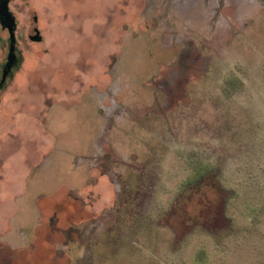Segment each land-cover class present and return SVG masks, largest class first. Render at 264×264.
<instances>
[{"label":"rangeland","instance_id":"rangeland-1","mask_svg":"<svg viewBox=\"0 0 264 264\" xmlns=\"http://www.w3.org/2000/svg\"><path fill=\"white\" fill-rule=\"evenodd\" d=\"M11 10L0 264H264V0L189 24L168 0ZM9 54L0 20V80ZM210 173L224 191L186 190Z\"/></svg>","mask_w":264,"mask_h":264},{"label":"flooded vegetation","instance_id":"flooded-vegetation-1","mask_svg":"<svg viewBox=\"0 0 264 264\" xmlns=\"http://www.w3.org/2000/svg\"><path fill=\"white\" fill-rule=\"evenodd\" d=\"M16 1L27 0H0V20L7 26L10 38L15 39V54L10 61L7 59L5 64L6 72L5 78L0 80V91L5 88L8 80L14 78V71L20 66L21 57L19 56V44L17 40L18 24L14 13L11 10V4ZM153 0H149L151 3ZM255 0H168V4L171 8L177 12L179 18L184 19V22H192L196 16L202 17L205 13L220 14L222 18H225L223 14L233 15L238 20L247 15L254 4ZM35 23L38 22V18H34ZM28 33V39L34 43H40L42 36L40 34L39 27L33 26ZM175 35V34H173ZM38 36L40 39L35 41L34 38ZM172 40V38H169ZM190 47H186L181 51V55L185 57L190 56Z\"/></svg>","mask_w":264,"mask_h":264},{"label":"trees","instance_id":"trees-1","mask_svg":"<svg viewBox=\"0 0 264 264\" xmlns=\"http://www.w3.org/2000/svg\"><path fill=\"white\" fill-rule=\"evenodd\" d=\"M216 179H217V177L214 173L204 175V176L200 177L199 179H197L194 183H190L186 190H188L190 194H193L194 192H197V191L199 192L200 188L201 189L212 188V189H217V190L219 189L220 191H222L223 189L220 188L219 185L214 184ZM184 211H185V209H184Z\"/></svg>","mask_w":264,"mask_h":264},{"label":"water","instance_id":"water-1","mask_svg":"<svg viewBox=\"0 0 264 264\" xmlns=\"http://www.w3.org/2000/svg\"><path fill=\"white\" fill-rule=\"evenodd\" d=\"M40 38L38 36H36L34 38L35 41H38ZM15 54V39L13 38V36H11V46H10V54H9V61L10 59L13 58Z\"/></svg>","mask_w":264,"mask_h":264}]
</instances>
